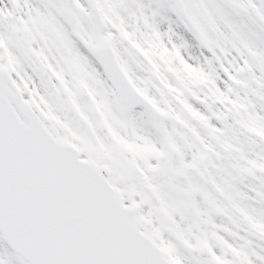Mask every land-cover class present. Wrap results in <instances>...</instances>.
Returning a JSON list of instances; mask_svg holds the SVG:
<instances>
[{"label": "rangeland", "instance_id": "obj_1", "mask_svg": "<svg viewBox=\"0 0 264 264\" xmlns=\"http://www.w3.org/2000/svg\"><path fill=\"white\" fill-rule=\"evenodd\" d=\"M237 1L264 20V0ZM80 36L113 48L161 121L115 109ZM0 65L51 126L70 135L79 124L68 129L67 117L81 120L86 139H74L103 153L174 264H264V26L254 17L227 0H0ZM0 264H19L1 239Z\"/></svg>", "mask_w": 264, "mask_h": 264}, {"label": "water", "instance_id": "obj_2", "mask_svg": "<svg viewBox=\"0 0 264 264\" xmlns=\"http://www.w3.org/2000/svg\"><path fill=\"white\" fill-rule=\"evenodd\" d=\"M229 4L238 15L252 4ZM94 27L101 24L94 8ZM80 42L98 61L124 111L144 104L108 46ZM136 205L122 203L105 167L80 157V150L48 129L44 114L23 100L0 67V236L21 264H172L136 217Z\"/></svg>", "mask_w": 264, "mask_h": 264}, {"label": "flooded vegetation", "instance_id": "obj_3", "mask_svg": "<svg viewBox=\"0 0 264 264\" xmlns=\"http://www.w3.org/2000/svg\"><path fill=\"white\" fill-rule=\"evenodd\" d=\"M59 133H61L62 135H66V136H68L70 139H72V140H74L76 143H80V142H78V140L77 139H85V138H83V136L81 135L80 137H78L77 136V133L76 132H71L70 133V135H68V134H63L61 131H59V130H57ZM74 138H77L76 140L74 139ZM85 142V141H84ZM80 145L84 148V149H86V145L84 144V143H80ZM93 156H96L97 158H98V155L97 154H94Z\"/></svg>", "mask_w": 264, "mask_h": 264}]
</instances>
